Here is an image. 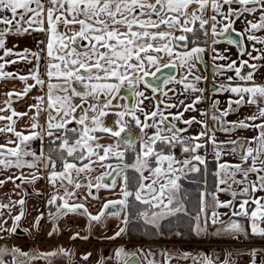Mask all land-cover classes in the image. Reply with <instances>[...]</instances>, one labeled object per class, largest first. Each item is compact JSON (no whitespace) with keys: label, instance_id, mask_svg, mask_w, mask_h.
<instances>
[{"label":"snow or ice","instance_id":"6c2138e0","mask_svg":"<svg viewBox=\"0 0 264 264\" xmlns=\"http://www.w3.org/2000/svg\"><path fill=\"white\" fill-rule=\"evenodd\" d=\"M238 21L242 31L234 27ZM258 32H264V0H0V81L21 84L0 89V189L14 186L0 193V264H53L58 257L74 264L75 253L63 246L23 251L5 242L28 217V196L44 195L35 187L41 181L47 190L48 237L58 234L59 221L72 215L87 219L88 235L71 237L84 241L94 224L110 217H122L124 225L108 237L114 240L125 233L133 215L157 234L161 221L183 215L195 237L249 244L250 237L264 238V195H255L264 192V82L255 78L264 65L249 63L264 60V36ZM33 33L42 34L33 36L35 51L7 46L9 36ZM221 42L236 47L237 59L230 58L228 49L217 50ZM209 49L214 62L224 61L215 64L213 79L223 76L226 82L212 89L230 94L224 109L199 86L208 80L198 65ZM21 61L32 65L25 75L6 70ZM205 100L209 108L198 109ZM243 107L250 114L240 118ZM193 111L208 117L213 127L196 116L184 118ZM231 114L237 119L228 120ZM193 124L200 129L187 134ZM217 131L229 139L218 141ZM192 175L197 179L190 182L200 186L194 215L181 183ZM208 176L214 182L211 192ZM24 185L32 186L31 193ZM102 190L119 198L103 197ZM219 192L230 193L231 199L221 201ZM220 208H228L230 215ZM44 219L42 211L32 215L31 228L22 230L39 232ZM175 236L182 239L184 233ZM261 253L264 249L249 250L251 264ZM91 255L84 253L81 260ZM161 255L159 264L174 258L167 251ZM137 257V251L124 247L115 251L116 264H142ZM179 258L218 264L206 255Z\"/></svg>","mask_w":264,"mask_h":264},{"label":"crops","instance_id":"0c3cea01","mask_svg":"<svg viewBox=\"0 0 264 264\" xmlns=\"http://www.w3.org/2000/svg\"><path fill=\"white\" fill-rule=\"evenodd\" d=\"M36 33H34L35 35ZM33 35V36H34ZM13 36H9L7 40V46L13 47L14 51H22L24 48V43L21 39H10ZM27 48L36 50L34 42L31 46ZM0 55H2V51H0ZM15 59V57H12ZM260 62V61H259ZM32 65L25 64L23 61L7 66V71H19L21 75H25V69L30 68ZM256 79H260L258 81H262L261 75ZM31 83V81H29ZM15 85L17 88L21 87L20 82L17 81H0V89L2 90H11V86ZM7 85V87H6ZM36 92H33L31 95H36ZM230 94H226L223 98L224 106L227 107V100ZM235 99V96H232ZM31 101H29L30 103ZM21 110L19 104L14 105ZM225 107H222L224 109ZM235 107V106H234ZM250 114V109L248 107H243L239 110V117L243 118L245 115ZM228 120L237 119V114H231L227 117ZM23 124V121H21ZM209 127H213L209 125ZM198 128H194L193 130L197 131ZM196 134V132H195ZM238 134H246L250 135L251 133H238ZM217 140L223 141L229 139L227 135L222 132H216ZM232 138H235L234 136ZM35 147V145H34ZM201 154H204V150H201ZM213 157L211 154V148L208 149V158ZM239 178V177H238ZM254 179V177H251ZM14 186L11 183H8L4 186L3 189H0V193L10 192ZM38 189L44 190V195L41 197H37L34 194H30L27 198V208H28V217L21 221V229H18L17 234L13 235L10 240H6L5 242L9 244V246H19L23 251H50L56 248L57 246H63L66 249H71L75 256L73 258L74 264H116L115 260V251L120 247H124L129 251H137L139 255V259L142 260V264H147V260L155 259L158 264L163 260V256L161 253L163 251H167L174 258L169 262V264H193L192 259H180L179 257L184 253H188L190 256H208L213 258L218 262V264H222V261L228 259L230 264H251V257L249 255V250L252 247L257 249H264V238L261 237H250L252 243H241L235 239H227V238H215L212 235H208L207 237H195V238H186L180 237L174 238L172 240H161L160 238L153 236L146 240L142 239H126L122 234L119 237H116L114 240L109 239L108 237H112L115 235L117 231L123 224L121 223V218L110 217L106 219V222L102 224H94L92 232L90 234V238L87 241L76 239L72 240L71 237L79 232L81 236L88 235L87 232V219L85 217L72 215L68 217H64L59 221L60 231L58 234L53 235L52 237H48L46 233L51 230V225L47 217V208L45 206V202L47 200V190L45 182L41 181L36 186ZM223 187V186H222ZM24 188L28 189L31 193L32 186L24 185ZM209 192L213 191V187L208 189ZM20 191V190H17ZM103 197H108L110 199L119 198L117 194L101 191L100 193ZM219 199L221 201H227L231 199V195L228 192H219L217 193ZM255 195L261 196L264 195V192H258ZM14 199H18V196H13ZM209 201L211 198H208ZM239 197L237 198V203L239 202ZM89 203L93 205H97L99 202L94 200H89ZM35 209V212H33ZM18 211V209H17ZM44 212L45 219L42 223V227L39 232H36L33 229L32 235L24 232L23 228H31L29 224V220L32 215L38 214L39 212ZM95 213L96 209H90ZM221 214L228 213L230 215V210L228 208H220L218 210ZM221 218L225 221L228 220V216L222 215ZM67 223L69 224L67 227ZM8 226H11V220L8 221ZM67 228V229H66ZM67 230V231H64ZM212 232V229H209V233ZM90 252L92 255L87 262L81 260V255L84 253ZM231 253V255H229ZM239 253V254H237ZM263 253L259 254L257 257V264H259L260 259L263 257ZM147 257V259H144ZM32 264H45L42 260L33 261ZM53 264H67V261L58 257L53 260Z\"/></svg>","mask_w":264,"mask_h":264},{"label":"trees","instance_id":"16d2710c","mask_svg":"<svg viewBox=\"0 0 264 264\" xmlns=\"http://www.w3.org/2000/svg\"><path fill=\"white\" fill-rule=\"evenodd\" d=\"M213 157L208 158L209 161V170H214V166L212 165ZM131 174V172H130ZM197 179L195 175L190 176L187 179H183L181 181L184 189L188 192V200L185 202L186 207L189 210V213L194 215L196 211V202L198 199V186L197 184L191 183L190 180ZM208 185L213 184V178L211 176L207 177ZM139 208V206H137ZM137 209H133L132 211L135 212ZM188 220L187 216L180 215L179 217H169L164 221H161V228L159 230L160 234H157L156 230H154L151 226H146L142 220H138L135 218V215L130 217L131 223L127 226L125 233L123 234L126 239H142L146 240L152 236H156L158 238L165 239L169 234L168 230L171 227H176L180 232L184 233L183 237H195L192 232L189 230L188 227ZM171 222V226H170ZM124 226V225H123ZM160 236V237H159Z\"/></svg>","mask_w":264,"mask_h":264},{"label":"rangeland","instance_id":"374dc122","mask_svg":"<svg viewBox=\"0 0 264 264\" xmlns=\"http://www.w3.org/2000/svg\"><path fill=\"white\" fill-rule=\"evenodd\" d=\"M236 24H238L239 26H240V22L238 21ZM237 25V26H238ZM33 35H34V33L30 36V35H25V36H23V37H16V36H13V37H11L10 39L12 40V39H21L24 43H26V44H24V46L25 47H28V46H31L32 45V43H33ZM35 35H38V34H35ZM34 35V36H35ZM219 44H223V45H226V43L225 42H221V43H219ZM246 45H248L249 46V48H250V43H245ZM216 47V46H215ZM217 47L218 48H220V45H217ZM216 47V48H217ZM258 47H260L259 45H258ZM218 48H217V50H218ZM227 49V48H226ZM229 56H230V58L231 59H237V56H238V53H237V49H236V47H234V46H232V48L230 49V50H228V53H227ZM207 55H213V53H212V51H211V49H209L208 50V52H207ZM255 55H257V53L256 52H253V56H255ZM243 59H249L247 56H244L243 57ZM258 61H260V62H255V61H251V60H249V63L250 64H252V63H255V64H257V65H264V60H258ZM219 62H221V63H224V62H222V61H219ZM261 73H264V67H261V68H259V70L255 73V78H257L258 76H260V74ZM226 75H231V76H234V72H227V74ZM257 81L258 80H260V79H256ZM258 82H264V79H262V81H258ZM228 94V93H227ZM206 105H207V102H206V100L203 102V103H200V104H198L196 107L198 108V109H202V110H206ZM173 111H175V110H173ZM191 116H196L197 117V119H204V120H207L208 121V124L209 125H212V121L210 120V119H207L206 117H201L200 116V114H199V112H195V111H193V112H187V113H185V116H184V118L185 119H187V118H189V117H191ZM199 127V129H200V125H198V124H193L192 125V127L189 129V133H187V134H195V132L197 133L198 132V130L196 131H194L193 129L194 128H198ZM203 142V141H202ZM211 187H213V184L211 185V184H207V188L208 189H211ZM68 223H67V227H68ZM67 229V228H66ZM168 230H170L169 231V234L167 235V238H165V239H162V238H160L161 240H172V239H174V238H178L177 236H175V233L177 232V228L176 227H171V228H169ZM64 231H67V230H64ZM153 237V236H152ZM160 237V236H159ZM187 238V237H186ZM188 238H192V237H188ZM193 238H195V237H193ZM263 255H264V253H263ZM264 257V256H263Z\"/></svg>","mask_w":264,"mask_h":264},{"label":"flooded vegetation","instance_id":"af4514ba","mask_svg":"<svg viewBox=\"0 0 264 264\" xmlns=\"http://www.w3.org/2000/svg\"><path fill=\"white\" fill-rule=\"evenodd\" d=\"M237 25L238 24H235V26H234L237 29V31H242L243 24L240 22V26L239 25L237 26ZM256 35L264 36V32H258V33H256ZM218 39L222 40V38H219V37H218ZM245 43H250V42L245 40ZM217 45H220V48H218ZM217 45H216V47L218 48V51H220V52H223L226 48L228 50H230L232 48V45H229L227 43H226V45H223V44H217ZM212 56L213 55H207V53H206L205 56H204V61L205 62L198 65V68L201 70L203 75L208 77V80H206V81L202 80L200 82L199 86L202 87V88H206L207 89V96L208 97L213 98V99H219L220 100V108L222 109V107H225L223 98H224V96L227 93L214 94L212 89H213L214 85L220 84V83H225L226 81H225V78L223 76H218L215 79H213V70H214L215 64H218V63H221V62H219V61H215L214 62L212 60ZM222 62H224V61H222ZM255 62H259V61L256 60ZM237 82H239V81H237ZM206 102H207V105H206V110H207L209 108V101L206 100ZM206 118L208 119V117H206ZM233 120H235V119H233Z\"/></svg>","mask_w":264,"mask_h":264},{"label":"water","instance_id":"95a60500","mask_svg":"<svg viewBox=\"0 0 264 264\" xmlns=\"http://www.w3.org/2000/svg\"><path fill=\"white\" fill-rule=\"evenodd\" d=\"M138 259H139V255H138V257H137Z\"/></svg>","mask_w":264,"mask_h":264},{"label":"built area","instance_id":"2783aa9c","mask_svg":"<svg viewBox=\"0 0 264 264\" xmlns=\"http://www.w3.org/2000/svg\"><path fill=\"white\" fill-rule=\"evenodd\" d=\"M38 35H42V34H38Z\"/></svg>","mask_w":264,"mask_h":264}]
</instances>
